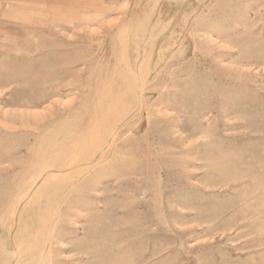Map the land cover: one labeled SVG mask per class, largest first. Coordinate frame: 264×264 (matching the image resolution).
Masks as SVG:
<instances>
[{
	"label": "rangeland",
	"instance_id": "rangeland-1",
	"mask_svg": "<svg viewBox=\"0 0 264 264\" xmlns=\"http://www.w3.org/2000/svg\"><path fill=\"white\" fill-rule=\"evenodd\" d=\"M0 264H264V0H0Z\"/></svg>",
	"mask_w": 264,
	"mask_h": 264
},
{
	"label": "bare ground",
	"instance_id": "bare-ground-1",
	"mask_svg": "<svg viewBox=\"0 0 264 264\" xmlns=\"http://www.w3.org/2000/svg\"><path fill=\"white\" fill-rule=\"evenodd\" d=\"M37 1H38V0H37ZM88 8H89V7H88ZM119 91H120V90H119ZM109 126H110V125H109ZM106 146H107V145H106ZM53 168H55V166H53L52 169H53ZM50 169H51V168H50ZM38 179H39V178H38ZM35 181H36V180H35ZM49 181H50V180H49ZM33 184H34V183H33ZM47 185H49V182H48ZM29 187H30V185H29ZM29 187H28V188H29ZM40 187H41V186H40ZM39 190H40V189H39ZM26 196H27V195H26ZM35 198H36V197H35ZM36 199H38V198H36ZM36 199H35V201H36ZM31 200H32V198H31ZM33 200H34V199H33ZM32 205H33V203H32ZM34 205H35V204H34ZM18 207H19V206H18ZM16 208H17V207H16ZM18 209H19V208H18ZM28 209H29V208H28ZM28 209H27V210H28ZM30 209H31V208H30ZM16 211H17V210H16ZM24 212H25V211H24ZM24 212H23V213H24ZM5 213H6V212H5ZM7 213H8V212H7ZM10 213H11V212H10ZM30 213H31V212H30ZM32 213H33V212H32ZM33 214H34V213H33ZM7 215H8V214H7ZM4 216H5V215H4ZM4 216H3V217H4ZM10 216H11V215H10ZM10 216H9V217H10ZM3 217H2V218H3ZM14 217H15V216H14ZM14 217H13V218H14ZM22 217H23V216H22ZM2 218H1V219H2ZM22 219H24V218H22ZM11 220H14V219H11ZM16 221H17V219H16ZM13 222H14V221H13ZM19 222H21V221H19ZM52 228H53V227H52ZM52 228H51V229H52ZM9 233H10V232H9ZM10 235H11V234H10ZM4 236H5V234H4ZM5 237H6V236H5ZM9 240H10V239H9ZM10 241H11V240H10ZM6 242H7V241H6ZM9 244H10V243H9ZM12 248H13V247H12ZM14 250H15V249H14ZM18 254H19V253H18ZM41 254H42V253H41ZM15 255H16V254H14V256H15ZM22 255H23V254H22ZM43 255H44V254H43ZM43 255H42V257H43ZM12 256H13V255H12ZM11 259H12V258H11ZM42 259H43V258H42ZM23 260H24V259H23ZM43 260H44V259H43ZM21 261H22V260H21ZM41 261H42V260H41ZM43 262H44V261H43ZM39 263H40V262H39Z\"/></svg>",
	"mask_w": 264,
	"mask_h": 264
}]
</instances>
